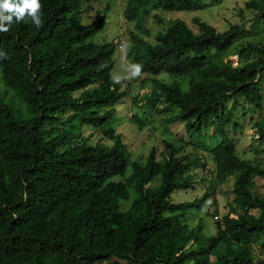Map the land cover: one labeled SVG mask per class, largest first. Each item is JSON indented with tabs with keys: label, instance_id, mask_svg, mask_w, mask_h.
Wrapping results in <instances>:
<instances>
[{
	"label": "trees",
	"instance_id": "trees-1",
	"mask_svg": "<svg viewBox=\"0 0 264 264\" xmlns=\"http://www.w3.org/2000/svg\"><path fill=\"white\" fill-rule=\"evenodd\" d=\"M83 2L40 0L41 27L13 17L0 32L4 80L27 112L22 116L0 89V264H263L255 262L253 244L264 248V197L254 191L264 167L238 155L229 128L240 101L264 108V38L248 40L264 28V0H249L240 10L254 15L249 27L233 24L221 33L196 19L195 32L174 20L155 44L132 34L126 59L142 67L122 83L112 76L119 42L91 41L106 18L84 25ZM206 7L204 0H127L124 15L147 33L148 19L158 20L154 11ZM228 55L239 56L238 64ZM138 83L149 93L132 100L135 108L146 102L157 116L174 112L165 122L183 123L192 138L215 129L212 149L186 142L203 153L202 161L182 156V139L164 141L161 161L156 148L146 163L131 159L121 136L106 127ZM131 121L142 129L150 119ZM83 125L101 130L113 146L74 142ZM257 126L264 142V119ZM208 160L217 181L236 176L230 210L211 237L203 224H189L210 192L172 200L195 187L193 171L207 169ZM156 177L161 183L152 189Z\"/></svg>",
	"mask_w": 264,
	"mask_h": 264
},
{
	"label": "rangeland",
	"instance_id": "rangeland-1",
	"mask_svg": "<svg viewBox=\"0 0 264 264\" xmlns=\"http://www.w3.org/2000/svg\"><path fill=\"white\" fill-rule=\"evenodd\" d=\"M204 1L207 4V7L200 11H154L152 18L156 17L158 20L151 21V19H148L145 23V30L147 33L141 31L143 27L142 25L140 26L138 22H129L126 19L124 10L126 8L127 0H84L81 8V17L83 24L86 26L93 24L100 17L104 16L106 18L103 30L97 33V35L91 40L94 44L105 45L114 41H125V45L116 51L115 67L112 72L113 78L122 83L130 81L131 74L135 70L134 65L126 59L132 46V34L143 35L151 44H155L158 35L161 32H165L170 26L171 21L174 20H183L187 22L189 26L197 32L198 27L194 21L200 19L213 26L221 33L228 31L233 24H242L249 27L253 21L254 15L252 13L245 12L244 16H242L240 12V10L244 8L245 3L249 0ZM255 31L256 33L248 37V40L260 42L264 38V28L257 27ZM232 51L235 52V49ZM227 59L232 60L235 65L239 62V56L228 55ZM143 78L145 77L142 76L140 81ZM159 79L167 82L171 80L167 75H162ZM262 83L264 89V79ZM138 86L139 83L135 86L133 95H130L129 99L125 98L123 102L115 106L114 120L106 127L107 129H114L117 134L121 136L123 142L127 146L131 159L146 163L150 153L156 148V157L161 161L165 158L166 154V144L164 141L174 142V140L181 141L182 139L183 141L181 145L184 143L186 144L183 146L182 150L184 151L182 152V156L189 159L200 158L202 161V158H204L203 153L191 145H188L186 142L196 143L199 145L201 151L212 149L215 129L212 128L211 130L202 133L201 137L192 138L188 135L183 123L171 124L165 122V119L174 112L157 116L151 112V109L148 108L146 102H138V108H135V106H132V100L134 98L139 100L140 97L149 93L148 89H137ZM183 87L188 89L187 85L183 84ZM0 89L7 95L9 102L14 108L17 109L22 116L27 117L26 108L18 100L16 92L12 88L7 87L1 67ZM240 103L242 106L240 105L235 110V123L229 128V136L237 141L238 155L242 159L250 160L264 167V142L260 140L257 128V123L264 119V108L258 111L250 107L248 104H245L243 101H240ZM232 105L233 101H229L228 107L231 108ZM133 116H139L140 119L149 118L150 121L145 123V126L142 129H139L138 125L131 121ZM76 132L79 135L80 130H77ZM82 139H86L92 146L99 143L110 147L113 146V142L107 139L101 130L86 125H83L81 128V138L77 140L75 139L74 142H81ZM202 143L208 145V148H206L207 146L202 148L200 146ZM208 161L210 163L207 169L204 170L198 167L197 170L193 171L198 177L195 187L188 191L176 192L172 195V200L175 203L193 201L195 198H201L205 192H210L212 197L207 200L203 211L190 215L189 224L192 227H199L203 224L205 234L207 237H211L217 232L215 225L217 220H221L230 210L229 204L234 198L231 193L234 189L236 176L230 177L223 183L217 181L214 174V165L211 160ZM130 173L131 172L128 171L126 176ZM160 183L161 177H156V180L151 184V188L157 189L160 186ZM254 191L264 197V180H256ZM135 198L136 195H132L131 199L133 200ZM127 204L128 203L125 202L123 208ZM215 215L217 216L215 217ZM253 257L255 258L256 263L263 261L264 264V248L261 244H253Z\"/></svg>",
	"mask_w": 264,
	"mask_h": 264
},
{
	"label": "clouds",
	"instance_id": "clouds-1",
	"mask_svg": "<svg viewBox=\"0 0 264 264\" xmlns=\"http://www.w3.org/2000/svg\"><path fill=\"white\" fill-rule=\"evenodd\" d=\"M41 8L40 0H0V32L8 31V25L13 22V17L17 21L25 22H27V18H30L36 27H41ZM123 45H125V41L121 40L118 49H121ZM0 58L6 59L7 57L3 52H0ZM134 67L135 71L131 74L132 76L138 75L142 66L134 65Z\"/></svg>",
	"mask_w": 264,
	"mask_h": 264
}]
</instances>
